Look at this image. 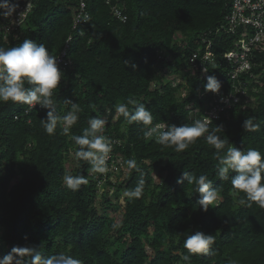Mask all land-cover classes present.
Wrapping results in <instances>:
<instances>
[{
  "label": "trees",
  "instance_id": "trees-1",
  "mask_svg": "<svg viewBox=\"0 0 264 264\" xmlns=\"http://www.w3.org/2000/svg\"><path fill=\"white\" fill-rule=\"evenodd\" d=\"M70 3L35 0L20 38L8 41L0 31V47L18 46L30 38L44 43L51 54L59 53L72 35L68 51L72 65L64 72L52 110L63 117L71 111L67 100L80 107L78 121L64 135L61 123L54 134L44 130L41 119L49 109L27 113L26 104L0 102V255L13 247L33 246L45 256L64 252L82 264H264V208L254 202L249 206L245 194L235 192L234 173L228 180L220 179L217 150L204 137L179 153L157 144L155 137L144 138L160 122L191 123L189 110L202 109L211 100L213 92L205 90L207 78L189 60L203 37L212 39L217 56L207 77L215 76L221 91L231 89L230 66L223 54L233 47L234 36L216 33L230 12V1L119 0L128 17L122 22L106 0H88L90 18L75 29ZM252 59L254 77L248 89L254 104L234 108L209 125L220 126L219 135L229 141L221 155L230 146L264 153V49L254 52ZM180 71L188 78L187 86L170 79L172 72ZM129 97L151 110L152 125L129 123L117 112L116 106ZM128 109L131 114L134 106ZM92 118L106 121L98 134L110 138L112 153L123 155L126 162L135 159L139 170L128 168L122 176L121 169L112 179L110 169L96 172L89 161L76 158L79 146L71 136L82 135ZM248 118L260 128L245 130ZM158 167L159 182L153 177ZM184 172L206 175L217 189V199L206 212L198 204L195 185L186 179L178 182ZM66 175L83 176L88 182L73 191L64 183ZM141 178L145 181L141 197L130 198L127 193ZM101 184L114 190L112 196L104 190L100 211ZM119 193L125 194L124 206ZM120 208L123 215L117 221L110 211ZM114 223L120 227L113 229ZM195 231L214 236L207 253L190 254L184 248V239ZM29 259L23 257L19 264H29Z\"/></svg>",
  "mask_w": 264,
  "mask_h": 264
},
{
  "label": "clouds",
  "instance_id": "clouds-1",
  "mask_svg": "<svg viewBox=\"0 0 264 264\" xmlns=\"http://www.w3.org/2000/svg\"><path fill=\"white\" fill-rule=\"evenodd\" d=\"M11 0H0V9L11 10ZM3 14H8L7 12ZM83 21H88L87 15L82 16ZM135 67V65H133ZM63 71L59 66L58 57L50 54L49 48L41 42L26 38L18 46L0 47V102L22 103L30 107L39 105L43 109H49L46 118L41 119V124L48 134H54L58 123L63 125L62 133L68 135L71 127L79 119L80 107L76 102L71 103V111L63 117L56 114L53 109L54 96L60 87ZM221 84L215 76H208L205 90L219 93ZM128 105L134 106L130 114ZM118 113L128 119L129 123L138 122L143 125H152L153 114L143 103L136 99L128 98L127 103L116 106ZM106 121L101 118H92L88 127L83 130L82 135H72L71 139L79 146L75 156L77 159L89 161L93 170L103 173L106 171V160L112 150L110 138L98 134L104 127ZM211 118L205 116L203 119H195L191 123L180 126L175 124H156L144 133L145 139L155 137V142L165 148H174L176 152L185 151L191 144L201 137H204L207 144L217 150L219 165L217 175L221 180H228L231 175V185L235 192L245 194L249 206L252 202L260 208H264V153L256 148L241 149L237 146H230L224 154L221 150L229 143L227 138H222L219 133L220 126L209 128ZM260 123H254L252 118L244 121L245 130L255 131L260 128ZM127 166L137 169L135 159H129ZM187 180L188 184L195 185V192L199 193L198 204L201 210L207 211L217 199V189L213 182L206 176H195L184 172L179 183ZM83 176L66 175L64 183L75 191L82 184H87ZM145 181L141 178L134 190L127 195L140 198L143 192ZM235 194V193H234ZM244 203V200H241ZM113 229L120 227L114 223ZM215 238L212 234L203 231L191 232L183 241V246L190 254L207 253L214 244ZM23 257H29V264H82L81 260L64 252L45 256L36 247L17 246L5 256L0 257V264H17ZM185 261L190 259L189 255L183 257Z\"/></svg>",
  "mask_w": 264,
  "mask_h": 264
},
{
  "label": "built area",
  "instance_id": "built-area-1",
  "mask_svg": "<svg viewBox=\"0 0 264 264\" xmlns=\"http://www.w3.org/2000/svg\"><path fill=\"white\" fill-rule=\"evenodd\" d=\"M69 1L71 2L73 28L75 29L80 24L87 22L82 20V16L87 15L90 18L88 0ZM118 1L106 0L113 16L126 22L127 14L123 12ZM229 1L230 12L225 21L217 27L216 33L234 36L233 47L223 54V58L230 66L228 76L232 80L231 89L228 92L220 90L219 93H213L211 100L203 103L202 109L192 107L187 114L190 120L203 119L208 116L212 122L234 108L245 109L251 107L255 102V96L249 91L248 84L250 78L254 77L253 53L264 49V0ZM11 5L13 6L11 10L0 9V31L4 39L8 41L18 39L23 34L33 13L35 0H11ZM5 12L8 14H3ZM71 39L72 35L69 36L64 48L59 53L52 54L58 57L63 73L72 65V60L68 57ZM189 60L193 68H200L202 77L207 78L209 65L215 64L217 61V56L212 50V39L208 36L203 37L201 46L190 55ZM35 108L41 107L39 105L29 106L27 113ZM157 124L169 125L166 122ZM125 165L127 163L123 155L113 154L112 151L108 154L106 169L114 168L120 171Z\"/></svg>",
  "mask_w": 264,
  "mask_h": 264
},
{
  "label": "rangeland",
  "instance_id": "rangeland-1",
  "mask_svg": "<svg viewBox=\"0 0 264 264\" xmlns=\"http://www.w3.org/2000/svg\"><path fill=\"white\" fill-rule=\"evenodd\" d=\"M170 79L173 80L174 84H179L180 83V84H184L185 86H187L188 82H189L186 74L183 71H180V72H177V73H173L172 72V75H171ZM179 93L182 94V95L185 94L186 93V88L185 87L182 88ZM108 115L110 116V112H109V110H106V112L104 113V117L108 118ZM111 120L113 122L116 120V115L115 114L112 115ZM124 128H125V125H123V129ZM72 162H73V164H75V159L74 158H72ZM128 168L129 167H127V165L124 166L123 169L125 171L122 174V176L124 174H126ZM111 171H112V174H113L112 179H115V177L119 176V174H120L119 169H114L113 168V169H111ZM153 177H154V181H158V182L161 181L159 167L153 172ZM99 189H100L99 190V199L100 200H98V202H97V208L101 211L102 210L101 199H102V195H103L104 190H109L110 196H112L113 195L112 192H113L114 189L111 188V187L105 189V187L102 186V184L99 186ZM118 195H119V198H120L119 199L120 205L124 206V204H125L124 203V195L125 194L124 193H119ZM122 215H123V213H122V209L121 208L119 210H117V211H113V210L110 211V216L115 217L117 221H121Z\"/></svg>",
  "mask_w": 264,
  "mask_h": 264
}]
</instances>
